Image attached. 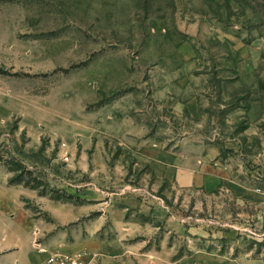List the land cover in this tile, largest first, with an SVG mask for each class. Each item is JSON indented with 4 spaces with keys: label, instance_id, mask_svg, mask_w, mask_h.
I'll list each match as a JSON object with an SVG mask.
<instances>
[{
    "label": "rangeland",
    "instance_id": "1",
    "mask_svg": "<svg viewBox=\"0 0 264 264\" xmlns=\"http://www.w3.org/2000/svg\"><path fill=\"white\" fill-rule=\"evenodd\" d=\"M26 220L87 264H264V0H0V251Z\"/></svg>",
    "mask_w": 264,
    "mask_h": 264
},
{
    "label": "crops",
    "instance_id": "2",
    "mask_svg": "<svg viewBox=\"0 0 264 264\" xmlns=\"http://www.w3.org/2000/svg\"><path fill=\"white\" fill-rule=\"evenodd\" d=\"M48 229L44 220H26L25 231L27 233L26 251L21 250L20 241L12 247L0 251V264H45L47 253L36 248L35 242L40 239L41 246L49 248L47 239L43 236Z\"/></svg>",
    "mask_w": 264,
    "mask_h": 264
},
{
    "label": "built area",
    "instance_id": "3",
    "mask_svg": "<svg viewBox=\"0 0 264 264\" xmlns=\"http://www.w3.org/2000/svg\"><path fill=\"white\" fill-rule=\"evenodd\" d=\"M35 246L38 250L47 253L45 264H87L85 255L82 252L67 250L63 245L51 250L41 246V241L38 239Z\"/></svg>",
    "mask_w": 264,
    "mask_h": 264
},
{
    "label": "trees",
    "instance_id": "4",
    "mask_svg": "<svg viewBox=\"0 0 264 264\" xmlns=\"http://www.w3.org/2000/svg\"><path fill=\"white\" fill-rule=\"evenodd\" d=\"M13 170V169H12ZM24 175H20L19 176V179L17 180V179H15V180H11V183H22L23 181H25L24 180ZM26 184L27 185H31L30 183H29V181H26ZM32 187H34V188H39V187H41V184H35L34 186H32Z\"/></svg>",
    "mask_w": 264,
    "mask_h": 264
}]
</instances>
